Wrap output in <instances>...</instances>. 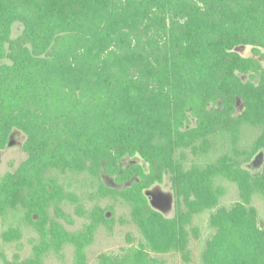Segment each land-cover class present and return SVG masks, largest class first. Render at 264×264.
<instances>
[{"label": "trees", "instance_id": "16d2710c", "mask_svg": "<svg viewBox=\"0 0 264 264\" xmlns=\"http://www.w3.org/2000/svg\"><path fill=\"white\" fill-rule=\"evenodd\" d=\"M15 23L23 30L13 36ZM239 45H250L254 56L241 55ZM263 50L264 0H0V148L18 128L28 152L0 184V212L27 197L42 234L35 257L14 264H38L47 247L66 243L83 263L97 228L47 226L50 201L63 197L47 175L52 168L137 178L125 196L146 242L102 254L97 264H156L151 251L186 250L191 213L217 203V173L237 180L245 194L264 192V174L252 176L227 157L189 170L176 158L180 148L200 138L205 146L209 135L245 121L264 130ZM239 98L245 110L236 117ZM261 149L264 132L251 155ZM135 155L148 170L122 167ZM167 173L189 208L174 218L154 210L144 193ZM257 216L243 203L219 208L204 263L264 264Z\"/></svg>", "mask_w": 264, "mask_h": 264}, {"label": "rangeland", "instance_id": "374dc122", "mask_svg": "<svg viewBox=\"0 0 264 264\" xmlns=\"http://www.w3.org/2000/svg\"><path fill=\"white\" fill-rule=\"evenodd\" d=\"M22 30L23 25L15 23L13 36ZM235 50L246 57L254 56L250 45H239ZM242 77L244 80L248 78L247 75ZM244 110V101L239 98L235 116H242ZM263 132L262 127L245 121L237 129L217 131L209 135L205 146L200 138L191 146L180 148L176 158L185 170H189L194 166L206 167L215 164L220 158L227 157L247 169L252 176L262 175L264 150L261 149L254 155L251 153ZM26 140L25 132L14 128L6 146L0 148V184L5 182L8 174L15 173L27 160L28 152L24 149ZM133 164H141L148 170L147 162L139 155L126 156L121 160L123 168ZM47 175L54 177L63 189V197L49 203L47 226L55 221L70 232L85 231L92 223H96L97 228L90 244L84 249L83 263L78 260L75 245L66 243L59 249L47 247L38 264H97L102 254L121 255L130 248L145 244L143 231L133 217L134 203L125 196L126 188L137 178L118 182L115 176L105 172L94 175L89 170L68 167L52 168ZM212 178L217 191L216 205L191 213V220L186 225V250L151 251L156 264H205L204 252L216 233L212 216L221 207L229 209L236 203L252 206L257 211L259 223L264 225L263 191L245 194L239 182L227 174L217 173ZM144 193L151 207L168 218L177 217L180 211H189L185 199L177 195L170 173L165 175L163 182L153 184ZM24 199L27 197L16 199L0 212V264L22 263L34 258L35 248L42 241V234L35 224L37 214L30 216V208ZM97 212H101L100 217Z\"/></svg>", "mask_w": 264, "mask_h": 264}]
</instances>
